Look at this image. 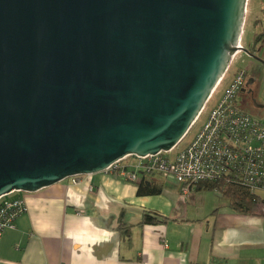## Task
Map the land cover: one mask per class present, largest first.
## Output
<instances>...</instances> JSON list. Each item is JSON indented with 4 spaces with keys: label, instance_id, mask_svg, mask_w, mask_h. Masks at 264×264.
<instances>
[{
    "label": "water",
    "instance_id": "95a60500",
    "mask_svg": "<svg viewBox=\"0 0 264 264\" xmlns=\"http://www.w3.org/2000/svg\"><path fill=\"white\" fill-rule=\"evenodd\" d=\"M247 3L0 0V197L172 148L228 70Z\"/></svg>",
    "mask_w": 264,
    "mask_h": 264
},
{
    "label": "crops",
    "instance_id": "0c3cea01",
    "mask_svg": "<svg viewBox=\"0 0 264 264\" xmlns=\"http://www.w3.org/2000/svg\"><path fill=\"white\" fill-rule=\"evenodd\" d=\"M141 181L157 191L140 193ZM15 196L26 209L2 233L0 264H264V196L240 213L217 189L184 192L171 174L110 170ZM145 210L166 219L142 224Z\"/></svg>",
    "mask_w": 264,
    "mask_h": 264
},
{
    "label": "built area",
    "instance_id": "2783aa9c",
    "mask_svg": "<svg viewBox=\"0 0 264 264\" xmlns=\"http://www.w3.org/2000/svg\"><path fill=\"white\" fill-rule=\"evenodd\" d=\"M238 47L236 54L243 50L242 36ZM225 75L177 144L144 156L127 155L106 171L131 180H139L142 172L171 174L184 192L197 182L224 178L245 184L262 199L258 192L264 193V120L242 104L247 70H237L223 86ZM83 175L71 176V181L79 183ZM15 191L0 197V240L4 229L14 227L16 217L26 209L23 199L9 196Z\"/></svg>",
    "mask_w": 264,
    "mask_h": 264
},
{
    "label": "trees",
    "instance_id": "16d2710c",
    "mask_svg": "<svg viewBox=\"0 0 264 264\" xmlns=\"http://www.w3.org/2000/svg\"><path fill=\"white\" fill-rule=\"evenodd\" d=\"M195 189H217L219 190L228 200L230 206L240 213H250L253 211L257 202L260 201V196L251 192L248 186L245 184L227 180V179H216L211 181L197 182L193 185ZM138 191L140 193L157 191L156 188L147 189L141 181ZM166 217L161 213L154 210H145L143 212L140 223H155L165 221ZM120 229L126 235H129L131 226L125 225L123 222L120 224Z\"/></svg>",
    "mask_w": 264,
    "mask_h": 264
},
{
    "label": "rangeland",
    "instance_id": "374dc122",
    "mask_svg": "<svg viewBox=\"0 0 264 264\" xmlns=\"http://www.w3.org/2000/svg\"><path fill=\"white\" fill-rule=\"evenodd\" d=\"M264 10V0H249V5L247 8V13L245 17V24H244V31L242 33V42L248 49L259 48V45L255 42L256 34L258 33L259 29L261 28L260 19L261 14ZM252 62L250 61L249 55H247L244 51L239 52L236 56H234L233 60L231 61L228 70L226 71L225 80L223 86L233 77L235 72L239 69H247L249 70ZM260 86V103L263 104L262 107H257L255 109L248 108L250 112L257 115L259 118L264 120V71L263 74L258 81ZM259 88V85L257 83ZM216 99L211 101L214 102ZM19 190H16L14 193H11L9 196H15V194ZM264 196V193H260Z\"/></svg>",
    "mask_w": 264,
    "mask_h": 264
},
{
    "label": "flooded vegetation",
    "instance_id": "af4514ba",
    "mask_svg": "<svg viewBox=\"0 0 264 264\" xmlns=\"http://www.w3.org/2000/svg\"><path fill=\"white\" fill-rule=\"evenodd\" d=\"M249 5V0L247 3V8ZM247 13V10H246ZM261 28L256 34L255 42L259 45V48L250 49V51L257 53L260 57L264 59V10L261 14L260 19ZM250 61L252 62L249 70H247V78L245 82V91H242V104L245 108L255 109L259 106L260 103V86L261 84L258 82L264 71V64L260 62L258 59L250 56ZM249 82V83H248ZM259 85V88L257 86ZM247 108V109H248Z\"/></svg>",
    "mask_w": 264,
    "mask_h": 264
}]
</instances>
